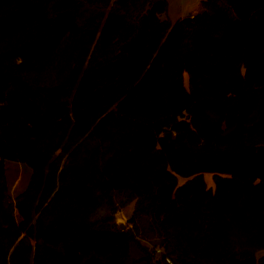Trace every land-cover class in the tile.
Returning a JSON list of instances; mask_svg holds the SVG:
<instances>
[{"label": "trees", "instance_id": "1", "mask_svg": "<svg viewBox=\"0 0 264 264\" xmlns=\"http://www.w3.org/2000/svg\"><path fill=\"white\" fill-rule=\"evenodd\" d=\"M168 9L0 0V264H264V0Z\"/></svg>", "mask_w": 264, "mask_h": 264}, {"label": "rangeland", "instance_id": "2", "mask_svg": "<svg viewBox=\"0 0 264 264\" xmlns=\"http://www.w3.org/2000/svg\"><path fill=\"white\" fill-rule=\"evenodd\" d=\"M205 0H169V9L166 14H163L160 16L162 20H171L173 23L177 22L178 20H184L185 18H193L202 12V2ZM194 11H197L196 14L193 16H188ZM187 75L185 76L186 82H187ZM4 174H5V180L6 185L8 187V192L12 199H14L18 194L23 192L25 188L28 185V182L30 180L31 176V170L29 167L24 165L23 163L19 162H4ZM205 181L207 183V186L209 188L214 189V181H213V175L212 174H205L204 175ZM187 180L186 179H179L180 185L184 184ZM113 210H111V216L113 217V221H110L108 225L110 227L114 228H121L125 227L126 231H133L134 222H133V214L135 209V202L129 201V199L126 197V195H114L113 196ZM105 213H108L107 211ZM105 215V214H104ZM154 239V236L151 237ZM140 242L144 247H147L149 252L154 249L155 251V261H160L159 264H167L166 259L161 260L159 256L163 252V249L161 246H155L153 242L150 240H146L141 237H135L133 243H135V246L137 245V242ZM129 247V246H128ZM130 251L135 255L138 254L133 249H130ZM136 256V255H135ZM256 257L257 259L264 257V250L258 249L256 251ZM160 259V260H159ZM170 259V258H168ZM171 260V259H170ZM173 263V261L171 260Z\"/></svg>", "mask_w": 264, "mask_h": 264}, {"label": "water", "instance_id": "3", "mask_svg": "<svg viewBox=\"0 0 264 264\" xmlns=\"http://www.w3.org/2000/svg\"><path fill=\"white\" fill-rule=\"evenodd\" d=\"M207 13L205 12L204 15H206ZM183 22L187 25V26H190L191 25V22H192V19L191 18H185L183 20ZM122 230H125V227H121Z\"/></svg>", "mask_w": 264, "mask_h": 264}, {"label": "built area", "instance_id": "4", "mask_svg": "<svg viewBox=\"0 0 264 264\" xmlns=\"http://www.w3.org/2000/svg\"><path fill=\"white\" fill-rule=\"evenodd\" d=\"M166 261H167L168 264H173V263L171 262V260L168 259V258L166 259Z\"/></svg>", "mask_w": 264, "mask_h": 264}, {"label": "crops", "instance_id": "5", "mask_svg": "<svg viewBox=\"0 0 264 264\" xmlns=\"http://www.w3.org/2000/svg\"><path fill=\"white\" fill-rule=\"evenodd\" d=\"M201 6H202V4H201ZM196 12H197V11H194L193 13H191V14L188 15V16H192V15L194 16V15L196 14ZM180 20H181V19H180Z\"/></svg>", "mask_w": 264, "mask_h": 264}]
</instances>
